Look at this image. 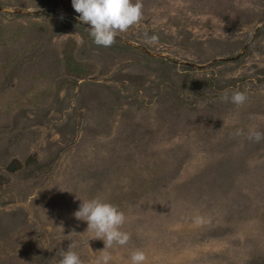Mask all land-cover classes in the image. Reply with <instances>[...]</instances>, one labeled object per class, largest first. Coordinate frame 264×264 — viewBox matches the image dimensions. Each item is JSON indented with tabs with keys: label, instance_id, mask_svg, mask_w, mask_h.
I'll use <instances>...</instances> for the list:
<instances>
[{
	"label": "rangeland",
	"instance_id": "rangeland-1",
	"mask_svg": "<svg viewBox=\"0 0 264 264\" xmlns=\"http://www.w3.org/2000/svg\"><path fill=\"white\" fill-rule=\"evenodd\" d=\"M133 2L105 48L71 0H0V264H264V0ZM96 197L127 244L74 218Z\"/></svg>",
	"mask_w": 264,
	"mask_h": 264
},
{
	"label": "clouds",
	"instance_id": "clouds-1",
	"mask_svg": "<svg viewBox=\"0 0 264 264\" xmlns=\"http://www.w3.org/2000/svg\"><path fill=\"white\" fill-rule=\"evenodd\" d=\"M71 7L75 13L79 14L75 19L90 26L87 30L93 43L105 48L116 41L119 33L126 32L141 18V4L134 3L133 0H71ZM220 98L237 107L243 105L247 99L245 94L239 91H234L231 96L225 91ZM248 139L259 142L264 139V134L251 131ZM79 201V207L73 216L76 220L86 223V231L90 230L94 234V239L103 241V250L112 248L114 245L127 244L130 237L120 230L125 222L122 211L99 197ZM77 246L78 242L73 241L68 245L67 251H60L59 264H82L80 256L73 250ZM110 259V255L105 254L103 264H109ZM145 260V253L141 250H135L129 256V264H144Z\"/></svg>",
	"mask_w": 264,
	"mask_h": 264
}]
</instances>
